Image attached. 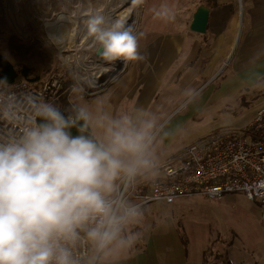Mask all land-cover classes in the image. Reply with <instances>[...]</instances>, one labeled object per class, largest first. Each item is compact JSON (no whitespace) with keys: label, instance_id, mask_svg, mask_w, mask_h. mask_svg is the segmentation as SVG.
<instances>
[{"label":"rangeland","instance_id":"1","mask_svg":"<svg viewBox=\"0 0 264 264\" xmlns=\"http://www.w3.org/2000/svg\"><path fill=\"white\" fill-rule=\"evenodd\" d=\"M122 2L0 0V54L15 67L30 68V78L37 80L59 69L62 74L67 71L69 85L56 99L71 107L87 105L94 115L98 114L97 108L111 114L112 103H108L107 94L120 78L123 81L130 71L138 69V63L169 60L167 69L159 75L154 73L150 79L160 83H155L150 91L142 77V84L127 89L138 88L123 96L117 113L127 110L135 114L136 108L145 107L162 117L165 128L158 130L152 149L156 165L152 171L201 136L221 128H243L257 108L264 106V75L255 79V67L246 72V66L254 60L255 47L264 38V18L258 9L252 10L253 0H216L204 33L189 28L193 13L204 5L201 0H143L130 23L144 58L130 61L124 71L119 72L122 67L115 68L107 78L112 82L100 91L81 89L78 76L86 77L87 69L99 58V45L87 34L84 21L90 10L99 9L111 22L126 9ZM161 4L173 9V20L154 17L153 9ZM253 17L260 24H253ZM162 44L166 46L160 49ZM149 73L145 74L146 79L151 78ZM117 75L121 76L113 79ZM139 79L141 76H135L136 82ZM150 173L138 179L150 177ZM143 210L141 223L132 226L141 238L151 233L184 235L183 226L192 224L194 233L199 228L209 232L208 264H264V209L242 193H231L218 200L189 196L172 203L159 201ZM89 253L92 257L91 246Z\"/></svg>","mask_w":264,"mask_h":264},{"label":"clouds","instance_id":"2","mask_svg":"<svg viewBox=\"0 0 264 264\" xmlns=\"http://www.w3.org/2000/svg\"><path fill=\"white\" fill-rule=\"evenodd\" d=\"M153 12L164 21L175 18L167 4ZM84 28L104 59L144 58L138 37L121 20L108 22L101 10H90ZM97 113L41 101L19 136L0 140V264H80L73 247L82 235L93 251L89 264H115L140 240L132 226L144 217L142 205L116 193L122 182L131 185L155 168L152 149L163 119L145 107Z\"/></svg>","mask_w":264,"mask_h":264},{"label":"built area","instance_id":"3","mask_svg":"<svg viewBox=\"0 0 264 264\" xmlns=\"http://www.w3.org/2000/svg\"><path fill=\"white\" fill-rule=\"evenodd\" d=\"M63 75L59 69L42 80L0 82V140L19 136L35 119L34 105L59 96ZM149 175L131 185L122 182L116 198L144 208L189 196L218 200L242 193L264 209V106L243 128H221L201 136L165 158ZM89 246L82 235L73 247L80 264H89Z\"/></svg>","mask_w":264,"mask_h":264},{"label":"crops","instance_id":"4","mask_svg":"<svg viewBox=\"0 0 264 264\" xmlns=\"http://www.w3.org/2000/svg\"><path fill=\"white\" fill-rule=\"evenodd\" d=\"M251 8L254 11L255 9H258V13H261L264 18V0H253ZM259 16L260 15L258 14L257 17ZM256 18L253 17V24H260V22L258 23L256 21ZM261 25H263L264 28V22H262ZM261 35H264V29L263 32H261ZM260 43L261 44L254 49L253 62L246 66V72H249L253 67L257 69V71L252 74L256 75L255 79L264 75V38H261ZM164 46L166 45L162 44L160 49ZM151 61H153V64L138 63V69L130 71L123 81H121L122 78H120L112 86L113 88L110 89V92L107 94L108 103H112L111 106H109L111 107V114L106 112L108 116H111L112 113L119 112L118 108L120 104H122V99L125 98H123V96H128L131 91L138 88L127 89L134 87L136 84H142V77H144L145 82L148 83L146 87H149V89L147 90H153L156 87L155 83H160L159 81H150V79L154 78V73L157 75L163 73L169 66V60L162 59L164 64L159 60ZM147 72H150L149 76L151 78L149 79H146L145 77ZM135 76H141V79L136 82ZM140 89L144 90L143 88ZM242 212L243 211L239 209L240 215H242ZM183 230H185L184 235L176 233H151L147 236L145 235V237L141 238L132 249L118 257L115 264H202L209 245L208 230L202 231L199 228V232L194 233L192 224L184 225ZM183 238L185 241H183Z\"/></svg>","mask_w":264,"mask_h":264},{"label":"bare ground","instance_id":"5","mask_svg":"<svg viewBox=\"0 0 264 264\" xmlns=\"http://www.w3.org/2000/svg\"><path fill=\"white\" fill-rule=\"evenodd\" d=\"M119 2H121V0H119ZM122 3L124 4V6H126V9L124 10V12L118 13L114 17L113 20L119 19L122 22H124L126 27L133 28V23H130V21L133 19V14L136 11V8L138 5L134 4L132 2V0H123ZM76 34L77 33H75L74 35H76ZM56 36H57V38H59V35H56ZM78 38H80V37L78 36ZM100 57L101 56L99 55V58H96L92 67H89V69H87V76L86 77L78 76L77 81H78V84H79L81 89H83V90L84 89H87V90L91 89V90H94L93 92H97V91L102 90L107 84L112 82V81L109 82V80L107 78H110L114 69L117 67H122V69L119 71V72H121L124 69V67L127 66L130 62V61L125 62L123 60L108 61L104 58L101 59ZM120 76L117 75L113 79H115V78L117 79ZM115 80H113V81H115Z\"/></svg>","mask_w":264,"mask_h":264},{"label":"trees","instance_id":"6","mask_svg":"<svg viewBox=\"0 0 264 264\" xmlns=\"http://www.w3.org/2000/svg\"><path fill=\"white\" fill-rule=\"evenodd\" d=\"M201 2L202 4L207 6L209 9L216 6V0H201ZM31 71L32 70L26 66L15 67L2 54H0V79L2 81L6 80V83H11L16 79L30 78ZM64 76L66 78L65 77L62 78L61 92L69 85V80H70V77L67 71H65ZM31 79L37 80L36 78H31ZM51 103L59 107L61 111H65L71 108V105L69 103H67L66 101H62L61 99H55ZM72 131L75 134L76 130L73 129ZM183 241H185L184 238H183ZM202 264H208L206 260V255H205V259ZM227 264H231V262L227 261Z\"/></svg>","mask_w":264,"mask_h":264},{"label":"water","instance_id":"7","mask_svg":"<svg viewBox=\"0 0 264 264\" xmlns=\"http://www.w3.org/2000/svg\"><path fill=\"white\" fill-rule=\"evenodd\" d=\"M209 15L210 9L207 6H198L192 15V20L189 25L190 30L198 33H204L209 21ZM96 55H100V58L103 59L102 48L100 46H98L96 49Z\"/></svg>","mask_w":264,"mask_h":264}]
</instances>
